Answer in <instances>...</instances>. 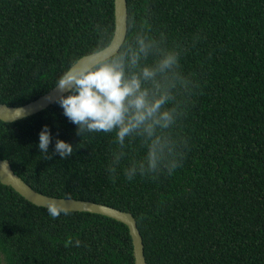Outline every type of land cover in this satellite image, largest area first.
Here are the masks:
<instances>
[{
  "label": "trees",
  "instance_id": "1",
  "mask_svg": "<svg viewBox=\"0 0 264 264\" xmlns=\"http://www.w3.org/2000/svg\"><path fill=\"white\" fill-rule=\"evenodd\" d=\"M126 4L127 26L146 20L163 32L164 46L182 50L183 70L199 84L175 129L188 141L182 166L156 180L129 181L118 170L113 183V135H77L57 100L0 120V159L36 192L131 213L147 264H264V0ZM105 30L113 35L114 0H0V104L47 93ZM44 126L51 159L38 147ZM57 139L73 146L71 157L53 154ZM0 264L135 261L124 223L79 211L53 219L0 183Z\"/></svg>",
  "mask_w": 264,
  "mask_h": 264
},
{
  "label": "clouds",
  "instance_id": "2",
  "mask_svg": "<svg viewBox=\"0 0 264 264\" xmlns=\"http://www.w3.org/2000/svg\"><path fill=\"white\" fill-rule=\"evenodd\" d=\"M132 28L134 41L130 42ZM167 39L163 32L154 33L146 20L138 26L130 21L119 46L115 36L102 31L90 62L77 63L57 81L58 90L70 94L56 102L77 125V135H113L115 149L107 168L113 183L118 170L129 181L137 176L153 180L171 176L186 157L188 141L175 129L186 117L199 84L184 72L182 50L164 46ZM51 143L50 129L44 126L38 147L47 159H51ZM73 152L71 144L56 140L53 154L63 160ZM47 212L53 219L69 215L55 201L49 202ZM80 243L77 240L76 246Z\"/></svg>",
  "mask_w": 264,
  "mask_h": 264
},
{
  "label": "water",
  "instance_id": "3",
  "mask_svg": "<svg viewBox=\"0 0 264 264\" xmlns=\"http://www.w3.org/2000/svg\"><path fill=\"white\" fill-rule=\"evenodd\" d=\"M127 28V4L126 0H114V32L117 46L124 38V30ZM91 54L79 58L69 69L77 63L88 64L91 60ZM69 91L60 92L56 85L47 93L21 106H8L0 104V120L3 122H14L25 117L34 115L53 104L61 95L67 94ZM0 183L10 186L15 192L22 196L28 202L41 207H46L49 202L55 201L61 204L68 211L90 212L104 215L124 223L129 230V234L133 244V254L135 264H147L144 257L143 242L136 221L131 213L121 211L119 209L91 202L75 200L72 198H57L46 196L33 190L18 175H16L7 160L0 159Z\"/></svg>",
  "mask_w": 264,
  "mask_h": 264
}]
</instances>
